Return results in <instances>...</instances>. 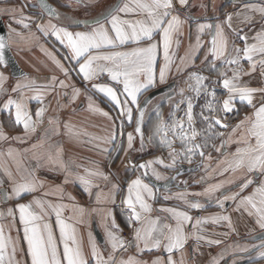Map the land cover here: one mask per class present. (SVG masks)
Instances as JSON below:
<instances>
[{
    "label": "snow or ice",
    "instance_id": "snow-or-ice-1",
    "mask_svg": "<svg viewBox=\"0 0 264 264\" xmlns=\"http://www.w3.org/2000/svg\"><path fill=\"white\" fill-rule=\"evenodd\" d=\"M181 6H186L188 0H179ZM40 7L47 11L50 19L45 23H37L36 29L44 36L51 34L61 45L68 49L69 54L64 57L66 60L75 61L78 66V72L85 81L97 80L102 74L107 73L111 81L118 87L108 86L106 84L93 83L92 88L103 93L119 109V116L125 118L129 123L133 121V105L139 116L135 132L140 134V143L143 148L144 137L140 125L143 124L146 109L142 107L139 99L140 94L157 83L166 82L176 61V52L173 50L179 47V36L183 35V26L187 22L182 20L177 14L175 0H123L122 6H115L107 15L94 20L89 25L87 31H69L67 27L58 26L52 22V18L60 19V14L51 8L44 0H40ZM249 12H259L264 17V6L245 5ZM11 11L15 12V9ZM123 14V15H122ZM244 15L243 12L226 14L222 22H205L197 24V37L194 45H189L185 55L179 57L180 64L176 65V71L179 73L186 67L194 66L197 54L204 49L205 45L201 41V34L208 32L211 39L209 46L204 54L203 63H207L211 70L215 71L220 78L217 83L226 90V96L222 100L217 97L214 88L205 83L208 77L191 71L184 81L186 87L180 88L178 95L180 100L174 104L170 112L171 120L166 121L160 109L155 108L156 124L153 135L148 137L149 142L158 138L159 143L169 149L170 164H165L163 159L150 160L138 165L140 169H151L152 175L156 180L167 179L162 176L153 167L154 164L163 165L165 168H173L178 161L187 160L192 163L194 156L199 155L202 160H210L211 156L205 155V149L211 147L217 152H221L227 144L235 143L237 148L230 155L218 162L217 168L213 172H218L223 176L226 173L240 172L244 175L243 182L238 185L240 191L231 195L222 194V199L217 200L219 207H224L225 201H237L236 210L241 208L249 216L255 217V224L261 232H264V182L257 184L255 189L247 196L241 193L254 183L249 178L251 174L259 173L264 176V87H249L242 83V75H250L255 72L257 67L260 69L261 76H264V27L255 32L249 42L247 35H241L242 29L233 24L234 16L239 18ZM134 17V18H132ZM249 18L245 16V20ZM34 22L31 17L25 16L21 11L20 17L15 19V23L21 25L23 29L30 30L31 23ZM225 28L230 30L234 36L243 42V47L236 46L235 40L229 49L228 36ZM34 36V34H32ZM13 36L25 40L23 32H18L15 28L9 27L8 36L0 35V65L7 66L6 50L13 44ZM159 37L156 40V37ZM31 38V37H30ZM133 44L128 51L117 50L122 46ZM144 45V46H141ZM60 72L68 77L69 69L57 59L52 53H47ZM162 55V63H158V57ZM211 57V59H209ZM242 60L249 64V71H244ZM216 61L221 62V66H228V71L220 70ZM6 77L0 73V93H6L4 81ZM67 88L69 85L65 80H58L52 76L48 84H39L36 79L25 76L22 81L17 82L11 89L16 93L15 97L8 96L2 102V109L7 110L15 125L22 126L26 134H32L44 123V116L47 111L46 106H40L35 113L30 110L29 104L36 101L43 105L44 97L50 91L55 90L56 86ZM191 93V95H186ZM260 94V99L256 100V95ZM204 94L210 99L202 106L200 118L204 124L202 129L196 125V117L193 112L194 98ZM66 95V93H65ZM80 95V90L73 87L72 99L75 100ZM123 96V100H121ZM89 108L94 112H99L104 117L112 120L108 112L93 107L92 98L88 97ZM245 103L253 108L251 115H247L236 124L226 139L221 140L218 147L212 141L216 138L224 137L220 128H227L223 123L227 114L233 112L236 107V100ZM171 101L172 98L169 97ZM255 101V102H254ZM151 103V101H146ZM257 104L259 106L257 107ZM186 105L184 116L177 117L176 112ZM35 117V118H34ZM48 125L52 128L54 134H59V121L52 117L48 119ZM55 126V127H52ZM123 125L121 124V127ZM64 127L69 134L79 136L78 132L73 130L71 125L65 124ZM47 133L48 129H44ZM87 135V133H85ZM198 137H202V142H197ZM0 139L6 140L8 137L0 130ZM13 139L24 142V137H14ZM133 134L128 133L127 147H133ZM92 140H101L104 144H110L115 140V132H111L108 137H92ZM176 140L180 142V150L174 147ZM43 143V140L41 141ZM100 147L99 144L95 145ZM33 149L37 145L32 146ZM107 152L108 149H102ZM25 151H28L27 149ZM58 150L57 156L59 157ZM2 155V154H0ZM7 156L13 160L16 165V171L20 174L17 180L13 173L4 168L11 185V190L5 189L0 195V200H14L24 193H34L43 188L44 184L39 181L34 171L29 172L24 168L21 154L9 149ZM48 160L52 163H58L61 169L68 172V176L73 175L70 166L65 164L62 159H53L49 153ZM79 167V166H77ZM209 165L205 164V169ZM26 173V174H25ZM143 175H147L144 172ZM68 176H65L64 183H69ZM93 178H102L111 182L110 177L97 169H84V174L75 173L74 180L83 186L84 191L91 194L93 187H98L93 182ZM204 177H201V181ZM200 182V181H198ZM226 183H232V180H222L215 184H209L208 187L200 193H177L176 198L182 200L190 209H202L204 207L200 202L188 200V196H207L211 198L216 192L224 187ZM4 181L0 180V188H3ZM118 185L112 184L111 191L104 195L101 192L96 193V200L100 202L115 203V192ZM60 193L63 197V190L57 188L55 191L45 192L44 196ZM70 200L74 197L69 196ZM155 199L153 187L138 176L128 184L127 195L121 201L122 205L128 210L129 226H133V239L125 240L119 234V226L116 223L111 210L104 213L101 219V226L105 233V243L110 247V251L101 250L89 233L90 250L86 253L79 238V232L72 220L82 223L85 209L76 205L71 206V210L76 213L75 216L65 218L63 213L69 209L68 204L52 203L50 200L34 198L31 202L19 203L16 209L19 212V223L23 225V241L27 243V255L30 257L31 264H148L147 261L139 260L135 256L129 255L127 259H116V253L127 252L129 248L134 247L138 253L153 250L166 252V258L157 256L151 261V264H185L183 258V249L190 238H195L197 244L205 241L209 245H219L220 239H208L204 234L203 225L209 223L216 224L221 221L228 222L231 227V218L228 215H216L209 218H197L194 224H191L193 231L188 232L186 225L190 224L193 218L187 211H181L177 208H163L162 212L168 213V221L164 222L160 217L152 218V205L149 200ZM165 199L169 197L165 196ZM96 212L97 209H93ZM55 215V225L58 227L59 235L55 234L49 217ZM0 212V218L4 217ZM7 216L12 218V224H15L16 211L13 208L7 209ZM174 222V223H173ZM255 239V237H254ZM62 246V247H61ZM24 251L19 238H14L9 232L6 233L5 226L0 224V264H21L17 258ZM234 251L241 253L256 252L257 256L264 260V235L260 237L259 244L235 245ZM105 252L107 254L105 255ZM176 252L181 253V259H174ZM212 264H219V260L213 258ZM236 264V261H233Z\"/></svg>",
    "mask_w": 264,
    "mask_h": 264
},
{
    "label": "crops",
    "instance_id": "crops-1",
    "mask_svg": "<svg viewBox=\"0 0 264 264\" xmlns=\"http://www.w3.org/2000/svg\"><path fill=\"white\" fill-rule=\"evenodd\" d=\"M118 0H83L84 4H79L76 2H70L66 0H59L60 4L54 3L60 14V19L57 20L52 18V22L56 23L58 26L67 27L69 31H87L89 26H81V22L85 20H90L97 18L109 9H111ZM230 2L225 0H188L186 6H181L179 0H175V6L177 9V14L180 15L182 20L187 22L183 26V35L179 36L180 40L179 47H175L173 50L176 52V61L173 65L171 73L168 75L165 83H159L157 77V83L154 87H150L146 91H143L139 99L142 102L143 99L150 95L152 92L163 88L174 81L182 80V87H186L184 81L187 79L188 73L191 71H196L206 77L208 80L205 82L210 86V90L215 87H221L218 83L220 78L217 73L209 67L207 63H203L204 54L208 49L209 41L211 39L207 31L201 34V41L204 43L205 47L201 50L195 59L194 66L186 67L181 72L176 71V65L180 64L179 57L184 56L186 50H188L189 45H194L197 37V24L205 22H222L226 18V14L240 13L243 12L244 15L239 18H233L234 26L242 29L241 35H247L249 37V42L251 38L255 35L256 31H259L264 27V17L261 16L259 12H249L245 5H255L257 7L264 6V0L255 1L243 4H232L230 8H227L225 14L222 12L225 9V5ZM122 6V5H121ZM15 9L16 11H11ZM21 11L25 16L31 17L34 22L31 23L30 30L23 29L21 25L15 23V19L20 17ZM0 13L4 16V20L9 27L15 28L18 32H23L25 40H21L19 37L13 36L12 49L14 54L20 64V66L27 72V77L34 78L39 84H48L52 76H56L58 80H65L69 85L67 88H60L58 85L55 90L50 91L44 97L43 105L38 104L36 101H32L29 104L30 110L35 113L38 107L46 106L47 111L44 116V123L41 124L35 133L26 134L22 126L15 125L12 121L7 110L2 109V102L8 98V96L15 97L17 94L12 93L11 89L16 85L17 82L23 80L21 78H15L11 75L9 67L0 65V73L6 77L4 81V89L6 93H0V130L8 137V139H0V180L4 181L3 188H0V195L3 191L7 189L11 190L10 182L4 173V168L7 167L17 180L20 179V174L16 171V165L12 159L7 156L8 150L14 149L21 154L23 160L24 168H27L29 172L34 171L36 178L42 181L44 184L43 188L38 189L34 193H24L21 197L14 200L3 199L0 200V212H3L4 217L0 218V224L5 226L6 233L9 232L14 238H19L21 241L22 251L17 257L21 264H31L30 257L27 255V243L23 241V225L19 223V212L16 209V205L19 203L27 204L31 202L34 198H42L50 200L52 203H64L69 205V209H66L63 213L64 217H70L77 215L71 210L72 205L82 207L85 209L82 223H77L76 220L71 222L75 224L79 232V238L87 253L90 250L89 244V233H91L93 239L100 246L101 250L110 251V247L105 243V233L101 226V219L104 213L111 210L117 225L119 226V234L127 241L133 239V226H129L128 222V210L122 205L121 201L127 195L128 184L140 176L145 183H148L153 187L143 176L141 172L138 171H128L122 170L121 162L123 158H116L117 151L122 147L124 150H130L127 147V136L128 133L133 134V146L135 142V126L129 123L125 118L119 116V109H116L114 104L107 98L103 93L92 88L93 83L106 84L112 87H118L115 82L107 76V73L102 74L97 80L85 81L82 75L78 72V66L75 61L64 59L65 56L69 54L68 49L59 43L54 36L49 34L44 36L36 29L37 23H47L50 17L42 16L40 9L31 3V0H0ZM123 15V14H122ZM245 16L249 19L245 20ZM134 18V17H132ZM225 32L228 36L229 49L232 47V42L235 40L236 46L243 47V42L237 39L234 34L225 28ZM34 34V36L32 35ZM31 37V38H30ZM156 40L159 39L157 36ZM144 46V45H141ZM133 44H128L117 49L120 51H128ZM52 53L57 59H59L63 65L69 69L68 77H65L60 70L52 62L51 58L47 53ZM211 59V57H209ZM158 63H162V55L158 57ZM217 66L220 70L228 71V66H221L220 61H216ZM244 71H249V64L246 60H242ZM228 75L231 76V72L228 71ZM241 81L247 84L249 87L260 88L264 87V76H261L260 69L257 67L255 72H251L250 75H242ZM73 87L80 90V95L73 100ZM66 93V95H65ZM164 93V92H162ZM162 93L156 95L155 104H160L164 98H166L165 91L164 95ZM217 97L221 100L225 98L226 94L216 91ZM92 98L93 107H98L103 111L109 113L112 120L104 117L99 112H94L89 108V99ZM121 96V100H123ZM210 97L204 94L193 100L194 108L193 112L196 117V127L202 129L204 124L200 118V112L202 111V106L206 103V100ZM260 99V94L256 95V100ZM255 102V101H254ZM236 107L233 112L227 114V118L223 123L227 124V128H220L217 126L218 131L224 132V137L216 138L212 141L218 147L221 144V140L226 139L231 132V129L238 124L245 116L251 115L253 108L245 103H241L238 99L236 100ZM259 104H257V107ZM133 107V118H136V106ZM174 108L170 107L161 109V113H170ZM186 105H181V108L176 112V116L179 117L184 115ZM170 116V115H169ZM55 117L59 121V134H54L52 128L48 125V119ZM171 117V116H170ZM35 118V117H34ZM165 119V118H164ZM169 119V118H167ZM166 119V120H167ZM65 124L71 125L75 132L79 133V136H74L69 134L68 130L64 127ZM121 124L123 125L121 127ZM55 127V126H52ZM44 129H48L47 133ZM115 132V140L110 144H104L101 140H91L92 137L105 138L110 135L111 132ZM87 133V135H85ZM14 137H24V142L20 140L13 139ZM200 142H202V137H198ZM43 140V143L41 141ZM99 144L100 147L95 145ZM33 145H37L33 149ZM237 144L230 143L221 149V152H217L211 147L205 149L206 156L210 154L211 159L205 160L209 167L205 169L203 166L200 173L191 176L188 188L181 192L163 194L162 200H158L155 194L154 200H149L148 202L153 207V212L151 216L153 219L160 217L162 221H168V213L162 212L163 208H177L181 211H187L189 215L193 218L192 222L186 225V230L188 232L193 231L191 224L195 223L197 218H209L216 215H228L231 218V227H229L228 222L221 221L219 223L213 224L211 221L203 225V234L208 239H220L222 243L219 245H209L205 241L199 242L197 244L195 238H190L184 249L183 258L185 264H212L213 258L219 260V264H224L227 260H231V257L235 256L238 251H234L235 245H250L252 243L259 244V240L249 242L247 238L255 237L261 230L255 224V217L249 216L243 208L239 211L236 210L237 201H225L224 207L221 208L217 204L218 199H222V194L231 195L232 193L239 192L240 185L244 180V175L240 172L235 174L229 172L221 176L218 172H213V169L217 168L219 161L225 158V155H230L235 152ZM164 148H167L163 146ZM107 148L108 151L104 152L102 149ZM28 151H25V150ZM58 150L60 151L59 157L57 156ZM169 150V149H168ZM180 150V149H179ZM178 150V151H179ZM49 153L52 155L53 159H62L65 164L70 166V170L73 175L68 176V172L61 169L58 163H52L48 160ZM165 153V154H164ZM164 163L170 164L171 159L168 155L167 150H164ZM197 155L193 157L192 163L196 161ZM113 161V168L116 171L118 179L124 182V187L118 183L114 175L110 172L109 166ZM186 161L187 160H183ZM188 163V162H187ZM189 164V163H188ZM79 166V167H77ZM163 166V165H162ZM164 167V166H163ZM99 169L105 175L110 177V181H105L102 178H93V182L98 187H93L91 189V194L84 191L83 186L79 184L78 181L74 180L75 173L84 174V169ZM26 174V173H25ZM257 173L251 174L249 178L253 179ZM65 176H68L69 183H64ZM201 177L204 180L201 181ZM257 182H254L247 189H245L241 195H249L257 186L258 183L264 182V176L259 173L257 175ZM195 179V180H194ZM232 180V183H226L223 188L216 192L211 198L207 196H192L189 195L187 198L189 201L200 202L204 205L202 209H190L182 201L176 198L177 193H200L203 192L209 184H215L222 180ZM200 181V182H198ZM112 184L118 185L115 192V203L111 202H100L96 200V193L101 192L107 195L111 191ZM57 188L63 190V197L60 198V193L56 192L55 195H50L45 197V192L55 191ZM154 190V187H153ZM155 193V190H154ZM69 196L74 197V200H70ZM165 196L169 199H165ZM13 208L16 211L15 224H12V218L7 216V209ZM93 209H97L93 212ZM49 222L52 223L55 234L59 235L58 227L55 225V215L52 214L49 218ZM174 223V222H173ZM96 228L99 229L104 237V243H101L96 234ZM62 247V246H61ZM107 252H105V255ZM129 255L135 256L139 260L147 261L151 264L157 256L167 257V253L157 250L151 252L144 251L138 253L137 250L132 247L129 248L127 252H117L116 259H127ZM253 257V256H252ZM251 257V258H252ZM174 259L179 261L181 259V253L176 252L174 254ZM251 264H264V260L259 257L255 260L253 259Z\"/></svg>",
    "mask_w": 264,
    "mask_h": 264
},
{
    "label": "flooded vegetation",
    "instance_id": "flooded-vegetation-1",
    "mask_svg": "<svg viewBox=\"0 0 264 264\" xmlns=\"http://www.w3.org/2000/svg\"><path fill=\"white\" fill-rule=\"evenodd\" d=\"M174 82H176V85L167 91L166 98H164V100L160 104H155V100L158 97L157 98L154 97L151 100H149V101H151V103H146V99L149 95L146 96L143 99V101L141 102L142 107H144L146 109L144 122H143V124L140 125L141 130L143 132L144 145L142 148L141 143H140V139H141L140 134L136 133L135 129H134V133H135L134 146L130 150H124L121 147L117 151L116 156H115L116 158H123V161L121 162L122 170H128L129 172L130 171H138V172H141L143 174L142 169H140L138 167V165H140L142 163H146L147 161H150V160L163 159L164 158L163 156L165 154L164 150H167L168 155H169L168 148H164L162 145H160L158 138L154 139L152 142H149L148 137L153 135L154 126L156 124L155 108L158 107L161 110V109L166 107L167 110H169L170 107H173L174 101L177 98L178 89L182 84L181 80H177ZM164 93H162V95H164ZM169 97L172 98L171 101L169 100ZM169 115H170V113H168V112L163 113V118H165V120H166L167 118H170ZM138 116H139V114L137 112L136 118L134 117L133 121L131 122L135 126V128L137 126ZM197 142H200L199 138H198ZM175 147L177 148V150L180 149V145H178V144ZM204 162L206 163V161H204ZM199 163H200V156L197 155L196 161L193 164H188L186 161H178L177 164L175 165V167H173V168H165L160 164H154L153 167L162 176L167 177V179L157 180L158 182L170 183V181L173 179L174 175L180 170V167H179L180 165L197 166ZM205 163H204V165H205ZM112 165H113V161L111 162L109 167H111V169L114 171V174L116 175V171L113 168L114 166H112ZM146 170L148 171L149 175L155 179V177L152 175V170L151 169H146ZM198 173H200V172H198ZM198 173H190V174H186V175L179 177L175 182V186H177V188H173V189L168 190V191L167 190L166 191L161 190L160 194H158V192L154 188L156 197L158 198V200H162L163 194L165 192L175 193V192L184 191L191 184V183H189L190 177L194 176ZM257 175L254 176V178H253L254 182H257V180L259 179V177L257 178ZM124 182L126 184L127 179ZM257 235L262 236V235H264V232H259Z\"/></svg>",
    "mask_w": 264,
    "mask_h": 264
},
{
    "label": "water",
    "instance_id": "water-1",
    "mask_svg": "<svg viewBox=\"0 0 264 264\" xmlns=\"http://www.w3.org/2000/svg\"><path fill=\"white\" fill-rule=\"evenodd\" d=\"M66 1H70V2H76V3H79V4H84L83 0H66ZM227 2H230L232 4H243V3H250V2H255V1H261V0H225ZM37 2V5L39 7L40 10L41 7H40V0H36ZM45 3H47L51 8H54L58 13V9H57V6L51 1V0H44ZM122 2L123 0H118L116 2V4L111 8L109 9L106 13H104L103 15H107L115 6H118V5H122ZM44 12V14L48 16V13L47 11L45 10H42ZM102 17L99 16L97 18H100ZM97 18H94V19H90V20H85L83 22H81V26H86L88 27L89 25H92L94 23V20L97 19ZM8 33H9V30H8V27H7V24L4 20V16L0 13V35L2 36H5L7 37L8 36ZM6 59H7V66L5 67H9L10 68V71H11V75L15 78H21L25 75H27V72L20 66L15 54H14V51L12 49V46L10 49L6 50ZM176 85V82H172L171 84L163 87V88H160L154 92H152L146 99V101H149L151 100L152 98H154L156 95L162 93V92H165V91H168L169 89L173 88L174 86ZM215 91H219L223 94H226V90H224L223 88L221 87H215L214 88ZM205 155H206V152H205ZM204 161L205 160H202V158L200 157V163L197 165V166H186V165H180V170L174 175L173 179L170 181V183H161V182H158L157 180H155L152 176L149 175L148 171L146 169H142L143 173L144 172H147V175L144 177L146 178V180L156 189V191L158 192V194L161 193V190H164V191H168V190H171L173 188H177V186H175V182L176 180L183 176V175H186V174H190V173H198V172H201L202 170V167L204 165ZM96 234L98 236V239L101 243H104V237L103 235L101 234V232L99 231L98 228H96ZM260 235H257L255 236V239L253 238V240L255 241H258L260 240ZM256 252H251V253H246L244 254V256L246 257L245 260L243 261H240L238 262L237 264H251L253 259H251V257L255 254ZM230 260H227L224 264H230L229 263Z\"/></svg>",
    "mask_w": 264,
    "mask_h": 264
},
{
    "label": "rangeland",
    "instance_id": "rangeland-1",
    "mask_svg": "<svg viewBox=\"0 0 264 264\" xmlns=\"http://www.w3.org/2000/svg\"><path fill=\"white\" fill-rule=\"evenodd\" d=\"M59 0H52V2H54V3H57V4H60L61 2H58ZM215 0H213V2H214ZM31 3L34 5V6H38L37 5V2H36V0H31ZM231 3L229 4V3H227L225 6H227V7H231ZM38 8V7H37ZM182 81V80H181ZM214 83L216 84L217 83V81H214ZM180 88H184V87H182V86H180L179 87V89ZM179 89H178V92H179ZM186 95H191V93H186ZM201 95H203V94H201ZM180 100V97H179V95H178V93H177V98L175 99V101H174V104L176 103V102H178ZM194 100H195V98H194ZM182 116H184V115H181V116H179V117H182ZM171 120V117L169 118V119H167L166 121H170ZM180 145V142H179V140H176L175 141V143H174V147L176 146V145ZM258 174V173H257ZM248 240H250L249 242L251 243V241L252 242H255L254 240H253V237H250V238H247ZM244 254H246V253H237L235 256H233V257H231V260H230V264H233V261H236V264L238 263V262H240V261H243V260H245L246 259V257L244 256ZM256 258H258V256H257V254L255 253L254 255H253V257L251 258V259H256Z\"/></svg>",
    "mask_w": 264,
    "mask_h": 264
},
{
    "label": "built area",
    "instance_id": "built-area-1",
    "mask_svg": "<svg viewBox=\"0 0 264 264\" xmlns=\"http://www.w3.org/2000/svg\"><path fill=\"white\" fill-rule=\"evenodd\" d=\"M41 15L43 16L44 14L43 13H41ZM109 169H110V171H111V173L115 176V174H114V171L111 169V167H109ZM116 177V176H115ZM116 179H117V181H118V183L121 185V187H124V184H123V182L122 181H120L117 177H116Z\"/></svg>",
    "mask_w": 264,
    "mask_h": 264
},
{
    "label": "trees",
    "instance_id": "trees-1",
    "mask_svg": "<svg viewBox=\"0 0 264 264\" xmlns=\"http://www.w3.org/2000/svg\"><path fill=\"white\" fill-rule=\"evenodd\" d=\"M51 1H52V0H51ZM226 2H227V1H226ZM37 7H38V6H37ZM227 8H230V7L225 6V9H224V11L222 12V15L225 14V11H226ZM38 9H39V7H38Z\"/></svg>",
    "mask_w": 264,
    "mask_h": 264
}]
</instances>
